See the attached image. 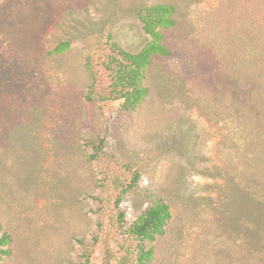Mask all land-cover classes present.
<instances>
[{
  "label": "rangeland",
  "instance_id": "374dc122",
  "mask_svg": "<svg viewBox=\"0 0 264 264\" xmlns=\"http://www.w3.org/2000/svg\"><path fill=\"white\" fill-rule=\"evenodd\" d=\"M155 1L173 3L178 23L165 30L171 53L153 59L146 72L151 94L135 111L122 110L121 99L85 100L89 77L81 42L60 59H46V89L23 78L16 83L25 89L14 90L15 95L40 98L43 115L38 123L8 122L3 129L7 147L18 148L20 157L13 165L2 153L0 235L9 233L11 242L0 264H130L135 241L125 230L157 198L169 204L172 217L162 236L145 241L154 246L153 264H197L201 247L207 250L215 242L214 209L223 180L206 171L225 158L218 146L225 130L183 104L174 90L165 95L161 89L168 80L175 88L179 78L194 77L205 62L192 43L201 32L195 23L219 0ZM88 11L101 15L93 6ZM113 33L130 51L149 39L132 16L121 19ZM61 34L51 28L46 45L53 47ZM174 122L184 127L181 135ZM100 141L101 153L89 160L92 145ZM179 143L190 150L193 166L176 151ZM134 171L137 181L123 192ZM116 177L120 185L112 183Z\"/></svg>",
  "mask_w": 264,
  "mask_h": 264
},
{
  "label": "trees",
  "instance_id": "16d2710c",
  "mask_svg": "<svg viewBox=\"0 0 264 264\" xmlns=\"http://www.w3.org/2000/svg\"><path fill=\"white\" fill-rule=\"evenodd\" d=\"M88 6L101 15H91ZM177 13L173 3L155 0H0V168L3 151L13 165H19L20 157L18 148L7 147L5 125L38 123L43 115L40 98L15 95L14 90L25 89L16 85L20 78L38 90L46 89V59H60L74 42H81L89 77L85 100L121 99L122 110L135 111L151 94L146 72L153 59L171 53L165 30L177 25ZM131 16L149 35L137 51L125 49L114 39L113 28ZM195 25L207 31L192 37L194 48L206 56L205 62L194 77L179 78L175 88L174 80H168L163 86L168 87L161 90L165 95L174 90L183 104L195 106L225 130L218 141L225 158L206 171L223 180L214 209L216 239L207 250L201 247L197 264H264V0H219L209 13L197 17ZM51 28L62 33L53 47L45 39ZM174 123L181 135L184 127ZM101 145V141L92 145L89 160L98 157ZM175 149L193 166L184 144ZM138 177L134 171L122 191ZM118 179L111 181L120 185ZM171 217L169 204L157 198L128 225L125 233L135 241L130 264L154 263V246L146 247L145 241L162 236ZM10 242V234L3 232L0 257L10 253Z\"/></svg>",
  "mask_w": 264,
  "mask_h": 264
}]
</instances>
